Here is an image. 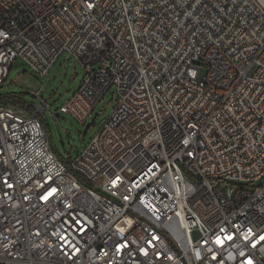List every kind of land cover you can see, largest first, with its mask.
<instances>
[{
    "label": "built area",
    "instance_id": "1",
    "mask_svg": "<svg viewBox=\"0 0 264 264\" xmlns=\"http://www.w3.org/2000/svg\"><path fill=\"white\" fill-rule=\"evenodd\" d=\"M62 56L116 104L73 160L0 96V264H264V0H0V88Z\"/></svg>",
    "mask_w": 264,
    "mask_h": 264
},
{
    "label": "rangeland",
    "instance_id": "2",
    "mask_svg": "<svg viewBox=\"0 0 264 264\" xmlns=\"http://www.w3.org/2000/svg\"><path fill=\"white\" fill-rule=\"evenodd\" d=\"M83 77L81 66L62 56L46 77L34 75L25 65L17 62L10 71L6 84L0 88V96H20L23 102L35 107L41 103L33 92H39L38 97L49 105L43 115V123L50 143L60 159H76L111 115L116 104L112 91L106 93L84 125L69 115L59 114L58 110L70 100Z\"/></svg>",
    "mask_w": 264,
    "mask_h": 264
},
{
    "label": "snow or ice",
    "instance_id": "3",
    "mask_svg": "<svg viewBox=\"0 0 264 264\" xmlns=\"http://www.w3.org/2000/svg\"><path fill=\"white\" fill-rule=\"evenodd\" d=\"M262 239H264V237H262Z\"/></svg>",
    "mask_w": 264,
    "mask_h": 264
},
{
    "label": "trees",
    "instance_id": "4",
    "mask_svg": "<svg viewBox=\"0 0 264 264\" xmlns=\"http://www.w3.org/2000/svg\"><path fill=\"white\" fill-rule=\"evenodd\" d=\"M16 103V102H15Z\"/></svg>",
    "mask_w": 264,
    "mask_h": 264
}]
</instances>
